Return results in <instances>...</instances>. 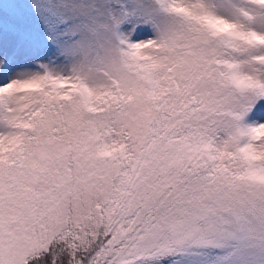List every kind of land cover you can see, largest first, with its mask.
<instances>
[{"label":"snow or ice","instance_id":"6c2138e0","mask_svg":"<svg viewBox=\"0 0 264 264\" xmlns=\"http://www.w3.org/2000/svg\"><path fill=\"white\" fill-rule=\"evenodd\" d=\"M0 264H264V0H0Z\"/></svg>","mask_w":264,"mask_h":264}]
</instances>
